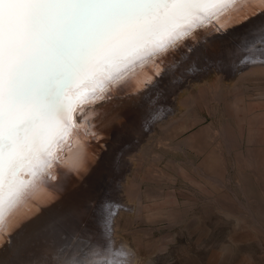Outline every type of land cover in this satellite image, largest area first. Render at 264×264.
<instances>
[{
  "label": "rangeland",
  "instance_id": "374dc122",
  "mask_svg": "<svg viewBox=\"0 0 264 264\" xmlns=\"http://www.w3.org/2000/svg\"><path fill=\"white\" fill-rule=\"evenodd\" d=\"M237 18L235 14L213 25L212 32L221 24L224 28L216 31L213 39H208L200 49L189 48L195 42L188 43L186 38L168 55L153 62L146 69L147 76L158 67L165 71L166 58H170L167 64L174 60L178 66L162 74L152 90L148 84L143 103L135 101L143 90L131 89L118 100L109 91L110 94L94 104H86L82 109L91 108L85 113L78 111L83 130L77 132L75 143L63 152L67 153L65 157L63 154V161L68 163L58 164L52 178L54 185L61 182L60 170L72 165L73 159H70L80 152L78 148L86 138L91 141L89 146L98 145L94 162L97 169L85 182L92 185V190L95 188L93 195L99 198L88 203L90 208L86 204L91 213L83 216L86 223L81 225L80 233L85 238L103 236L105 229L99 210L105 207L107 212L103 213L108 219L107 213L116 212L120 207L123 212L112 241L117 250L115 258L108 260L109 264H264V61L239 68V54L250 48L245 38H239V45L238 38L227 42L228 36L232 35L233 39L238 36L232 31ZM229 44L233 46L228 47ZM226 61L231 64L221 66ZM161 95L163 108L157 102ZM171 100L173 106L169 105ZM124 108L133 110V115L135 112L126 124L117 118L119 110ZM161 108L166 112L159 116ZM88 117L98 119V125L89 124ZM146 121L151 122L150 127L144 125ZM96 126L99 129H94ZM137 135L143 138L137 139ZM134 145L136 148H132ZM126 151L129 155H125ZM124 163L127 166L123 167ZM72 176L62 180V185L74 183L76 178ZM112 184L122 187L123 191L111 196ZM47 207L29 215L9 235L5 233L11 236V242L3 241L0 246V264L19 261V247L24 249L20 252L22 256L34 259L36 264H57L63 251L74 248L73 242L80 243L77 238L52 227L53 215H46ZM22 208L20 214L25 211ZM42 214L47 220L39 222L42 227L33 233ZM30 232L34 236L28 237ZM108 244L105 252H110ZM122 250L125 252L118 253Z\"/></svg>",
  "mask_w": 264,
  "mask_h": 264
},
{
  "label": "snow or ice",
  "instance_id": "6c2138e0",
  "mask_svg": "<svg viewBox=\"0 0 264 264\" xmlns=\"http://www.w3.org/2000/svg\"><path fill=\"white\" fill-rule=\"evenodd\" d=\"M246 6L241 24L264 14V0H0V239L11 242L15 210L68 163L77 99L94 104L137 64Z\"/></svg>",
  "mask_w": 264,
  "mask_h": 264
},
{
  "label": "bare ground",
  "instance_id": "6f19581e",
  "mask_svg": "<svg viewBox=\"0 0 264 264\" xmlns=\"http://www.w3.org/2000/svg\"><path fill=\"white\" fill-rule=\"evenodd\" d=\"M250 8L251 6H246V7H243V8H240L238 11H228V12H225L223 15H221L219 17V22L222 21V19L224 18H227L229 16H232V15H238V18H237V21L235 23V27L234 29H232V31H235L234 34H238V36L234 37V39L232 38V35L228 36L229 38H227V42L228 40H232L233 42H235V38L237 39L238 38V41H237V44L239 41V38H245L247 39V46L250 48L247 49L248 52H246L245 50H242L244 53L243 54H239V57L241 58V64L239 66V68L242 66H245V65H248V64H254V63H258V62H263L264 61V27H262L261 25H264V14L262 15H258V16H255V17H252L251 19H249L247 21V23H244V24H241L239 22L240 18H242L247 12L250 11ZM231 19V18H230ZM257 21V22H256ZM226 22V20H225ZM228 22V21H227ZM256 22V24H255ZM218 22L216 20H212V22H205V26L202 27V28H198L196 29L194 32L198 31V30H201L202 32H200V34H194V32L191 33L192 36H188L186 38H189L187 39L188 40V43H192V42H195L194 45L192 46H188L189 48H199L201 46H203V44H206L208 39L212 38L217 32V30L215 32H212L210 29L211 27H213V25H216ZM227 25V24H226ZM234 25V24H233ZM224 28V27H223ZM245 28H248L247 30H244V31H236L237 29L238 30H243ZM214 29V28H213ZM236 29V30H235ZM210 31V32H209ZM225 31V30H224ZM231 31V30H230ZM239 32H240V35H239ZM230 33V32H229ZM233 33V32H231ZM243 33V34H242ZM242 34V35H241ZM229 35V34H228ZM185 38V39H186ZM204 39V40H203ZM213 39V38H212ZM184 40V39H183ZM183 40L179 41L174 47L170 48L169 51L171 49H174L175 47H178V45L183 42ZM186 40V41H187ZM209 42V41H208ZM211 42V41H210ZM260 42L262 44H260ZM185 43V42H184ZM217 43H219V41H217ZM236 44V45H237ZM185 45V44H183ZM182 45V46H183ZM239 45V44H238ZM181 46V45H180ZM231 44L228 45V47H230ZM233 46V45H232ZM231 46V47H232ZM239 47V46H238ZM241 47V46H240ZM244 47V46H242ZM185 48V47H184ZM247 48V47H245ZM244 48V49H245ZM262 48V49H260ZM238 49V48H236ZM191 50V49H189ZM188 50V51H189ZM203 50V49H202ZM238 50H241L240 48ZM237 50V51H238ZM168 51V53H169ZM176 51V50H175ZM178 51V50H177ZM201 51V50H200ZM204 51V50H203ZM234 51V50H233ZM171 52V51H170ZM191 52V51H190ZM193 52V51H192ZM241 52V51H240ZM168 53H166L165 55H168ZM178 53V52H177ZM173 54V53H172ZM176 54V53H175ZM187 54V52H186ZM191 54V53H190ZM189 54V55H190ZM253 54V55H252ZM244 55V56H243ZM170 56V55H169ZM168 56V57H169ZM196 56V55H195ZM161 57H156L154 58L153 60L149 61L147 64L145 65H139L137 64L135 66V68L131 71H128L126 72L123 76H121L119 78V80L112 84L111 86L108 87V89L102 94L103 97L105 95H107L108 93L110 94L111 92H114V94L116 96H118L117 98L115 99H119L121 98L120 95H122L123 93L125 92H128L129 90L132 89V91H135V92H138V91H141L143 90V93L140 94L139 96H137L135 98V101L136 102H139V103H143L144 102V97H145V94L148 93V89L145 90L149 84L152 85L151 86V90L154 87V85L156 86V82L158 80L159 77L162 76V74L168 72L169 70H173V68H177L176 66H178L176 64V62L174 60L170 61L168 64L167 62L170 60V58H166L165 60V66L166 69L165 71H163L161 68H157V71H153L151 72V76H147V72H146V69L153 63V62H158V60L160 59ZM172 59V58H171ZM238 62V61H237ZM181 63V62H180ZM218 63V62H217ZM221 66H229L231 64L230 61H226V63L222 62L220 63ZM157 65V64H156ZM214 65V64H213ZM217 65V64H216ZM235 65V64H234ZM154 67V66H153ZM180 67V66H179ZM210 68L214 67V66H209ZM153 69V68H152ZM197 70L193 71V72H196ZM205 72V71H204ZM142 73V74H141ZM201 73H203L202 71L197 74V75H201ZM193 74V73H192ZM191 74V75H192ZM194 75V74H193ZM196 76V75H195ZM89 85L85 84L83 85V87H88ZM111 91V92H109ZM78 93V89H73L72 91H70L69 95H72V96H75L77 95ZM130 93V92H129ZM179 95V94H178ZM120 96V97H119ZM144 96V97H142ZM124 97V96H123ZM162 97L163 95L160 96V98L158 99V103H160L161 107L163 108V105L162 104ZM175 97V96H174ZM112 98V97H111ZM110 98V99H111ZM126 98V96H125ZM124 98V99H125ZM132 98V97H131ZM130 98H128V101H129ZM146 99V98H145ZM173 100V97L171 98ZM98 100V99H97ZM96 100V101H97ZM107 101L109 99H106ZM105 100V102H106ZM116 100V101H117ZM123 100V99H121ZM171 100V103L169 104L170 106H173L172 104V101ZM124 102V101H123ZM127 102V101H126ZM131 102V101H130ZM86 104L89 105V103H85L83 102V100H80V99H77L74 106H73V112H72V121L75 125H77V128L76 129H73V132L72 134L68 135L65 137V144H64V151H68V148L73 144L75 143V141L77 140V136H78V133L80 130L82 131L83 128L81 127V125H79V119L78 118V111L81 110ZM91 105V104H90ZM117 105V104H116ZM87 106V105H86ZM125 106V105H124ZM96 107V106H95ZM93 108V110H95L96 108H99V107H96V108ZM102 107V106H101ZM126 107V106H125ZM149 107V106H148ZM147 107V108H148ZM167 107V106H166ZM91 108V106H88L87 108L85 107V110H89ZM119 108V107H118ZM150 108V107H149ZM161 108V109H162ZM174 108V107H173ZM177 108V107H176ZM121 109V108H120ZM135 109V108H134ZM84 110V109H83ZM85 110L82 111V113L84 112L85 113ZM100 110V108L98 109ZM93 112V111H92ZM117 112V110H116ZM133 110L131 111V109H127V108H124L122 110H119V113H118V116L117 118L119 117V120H123L124 123H128V121H130V117L134 116L135 115V112H134V115L133 113ZM153 112V111H152ZM161 112V113H159ZM157 113V115L161 116V114L165 113L166 110L165 109H162V111H159ZM82 113H81V116H82ZM86 113H88L86 111ZM96 113V112H95ZM99 113V112H98ZM97 115V114H96ZM112 115V114H111ZM164 115V114H163ZM85 115H83L84 117ZM92 116H95V115H92ZM91 116V117H92ZM156 116V115H154ZM128 117V118H127ZM90 117L86 118V119H89ZM104 118V116H103ZM112 116L108 117L107 120L111 119ZM127 118V120H126ZM153 118V117H152ZM156 117H154V121L156 120L155 119ZM83 118H81L82 120ZM98 120V119H97ZM97 120H91L89 119V124H91L93 126V124H97L98 125V121ZM85 122V120H83ZM82 121V123H83ZM110 121V120H109ZM112 121V120H111ZM153 121V122H154ZM147 122V121H146ZM87 123V122H86ZM151 122H147L146 126L150 127ZM132 125V124H130ZM128 125V126H130ZM85 126V125H84ZM95 126V125H94ZM100 126V125H99ZM109 126V125H107ZM145 126V128H146ZM81 127V128H80ZM99 127L96 126L94 127V129H96ZM154 128V127H153ZM103 129V128H102ZM96 131V130H95ZM88 132V131H87ZM117 132V131H115ZM105 131L101 134L100 137H102V135H104ZM144 133V132H143ZM98 134V133H97ZM142 134V132L140 133ZM148 135V134H147ZM147 135H145L144 137H146ZM143 136V134H142ZM142 136H139L137 135L136 138H140ZM89 138V137H88ZM86 138L84 140V144H80L79 148H78V151L79 152L78 154L74 155L70 161L73 159V162L76 163V167L73 169V172L72 174H69L67 171H63L61 172L60 170V180L61 182L59 184H55L54 185V182L55 180L52 178L53 176V173H55L57 167H58V164L60 163H57V164H54V166L51 168V173H52V176L51 177H46L43 181H41L37 187V189L33 192V194L30 196V198L26 199L22 204H20V206L15 210V213L10 217L9 221H8V224L11 223L9 225V228L7 229L6 228V232L8 233L9 235V231H11L12 229H15L18 225H20L22 222L25 221V219L33 214L34 212L38 211L41 209V207L45 206V205H48L47 208H49V211L47 212V216L49 215H53L52 216V227L57 229H61L63 232L67 233L70 238H77V240L80 241V243H76L73 242L72 246H74V248L72 247V249H67L66 251H63V253L60 255V258L57 262V264H107L108 263V260H112L115 258V251L117 250L116 246L112 244V241H114V237L115 236V233L117 232L116 230V227H118V221H119V216L120 214L123 212L120 207H115L117 208V211L115 212L114 209H112L116 214H113L112 212L111 213H107V215H109V218L106 219L105 218V214L103 212H107V209L105 207H103L101 210H99V216H101L100 220L103 222L101 225L104 226V229L103 232V236L101 237H97L96 235L100 232L96 231L94 233L96 238L94 236H92V238H89L91 237V235L88 237V238H85L83 236H81V231H82V227L81 225H85L84 222L86 223V221L83 220V216H85L86 214L88 215V213L90 212L88 210V207L86 204H88L89 202H96L99 198V196H96L97 194H94L93 195V189L91 188V186L86 183V179L90 176L91 177V173L94 169H97V164L94 163L97 158H96V155L98 153L97 151V146L94 147V145H88L89 142L91 143V141H89V139ZM95 139V137H92V139ZM143 138V137H142ZM135 139V138H134ZM113 142V138L109 141V145H111ZM82 143V142H81ZM93 143V142H92ZM104 143V142H103ZM134 143H137L134 142ZM55 147H58V145H56ZM130 147V146H128ZM132 148H136V146L134 145ZM131 148V149H132ZM70 150V149H69ZM76 150V149H75ZM134 150V149H133ZM140 150V149H139ZM63 151V152H64ZM60 153L61 155V160L63 161L65 155L67 154H64V153ZM124 152V151H123ZM127 152V151H126ZM125 152V155L129 153ZM130 152V151H129ZM63 154H64V157H63ZM68 156V155H67ZM123 156V155H122ZM121 156V157H122ZM132 156V155H131ZM107 158V157H106ZM121 159V158H120ZM105 161V160H104ZM121 161V160H120ZM132 163V162H131ZM107 164V163H106ZM122 164V163H121ZM70 165V164H68ZM123 167L124 166H127V163H124L122 165ZM72 167V165L70 166ZM120 167V165H119ZM64 168H69V167H64ZM63 169V168H62ZM121 169V167H120ZM125 169L127 170V167H125ZM124 169V171H125ZM123 169H121L120 171L122 172ZM108 171V170H107ZM123 171V172H124ZM77 172H79V174H76ZM119 172V171H118ZM59 173V172H57ZM56 173V174H57ZM127 173V171H126ZM111 174V173H110ZM124 177L126 179H128V176L123 173ZM72 176L73 179L76 178V180L74 181V183H68V184H64V186L66 187L67 185V188H62L64 187L62 185V180H65V178H68V176ZM96 175V174H95ZM76 176H79V178L77 179ZM102 176V175H101ZM123 178V177H122ZM125 179V180H126ZM105 180V179H104ZM122 181V180H121ZM82 183H84V185L86 184L87 186L85 187ZM101 183V182H100ZM122 184V183H121ZM103 185V183H102ZM119 185V184H118ZM123 186V185H121ZM127 187V186H126ZM116 191L117 192H121L123 191L122 187L120 188L119 186L117 185H110V188H109V192H110V195L112 196H116ZM97 192V191H96ZM95 192V193H96ZM100 193V192H99ZM101 196V195H100ZM118 196V195H117ZM98 197V198H97ZM117 198V197H116ZM102 200V199H101ZM118 201V200H117ZM116 202V204H118L119 202ZM122 202V201H121ZM119 205V204H118ZM89 208L91 207V204H88ZM95 206V205H94ZM24 207L25 208V211L23 213H19ZM87 207V208H86ZM93 208V206H92ZM95 208V207H94ZM112 208V207H111ZM114 208V207H113ZM46 210V209H45ZM95 210V209H94ZM111 210V209H110ZM17 213H19L18 215H16ZM91 213V212H90ZM89 213V214H90ZM94 214V213H93ZM16 215V216H15ZM42 214L43 218L36 221L35 223V226L33 227V233L36 231V230H39L42 226H41V222L42 220H47V216ZM93 217V216H92ZM87 218V217H86ZM105 218V219H104ZM14 219V220H12ZM40 222V223H39ZM89 222V221H88ZM8 224H7V227H8ZM49 224V223H48ZM90 225V224H89ZM93 225V224H92ZM100 225V226H101ZM23 227V226H22ZM86 227V226H85ZM101 228V227H100ZM99 229V228H98ZM87 230V229H86ZM86 230H84L86 232ZM112 230V231H111ZM83 231V232H84ZM93 231V230H92ZM29 232V231H28ZM32 232H30L28 234V237H32L34 236L32 234ZM89 232V231H88ZM87 232V233H88ZM119 232V231H118ZM90 233V232H89ZM11 234V233H10ZM64 234V233H63ZM83 234V233H82ZM92 234V233H91ZM101 234V233H100ZM89 235V234H87ZM57 236V235H56ZM63 237V236H62ZM69 238V237H68ZM122 238V237H121ZM120 239V238H119ZM76 240V239H75ZM4 240L0 239V246L3 243ZM40 241V240H39ZM48 242V241H47ZM116 242V241H115ZM52 243V242H51ZM108 244L107 248L109 249L110 252L106 251L105 252V248H106V244ZM127 244V243H126ZM8 244H6L7 246ZM29 245V244H28ZM39 245V244H38ZM65 246V245H64ZM2 247V246H1ZM28 247V246H27ZM25 248V247H24ZM46 248V247H45ZM1 249V248H0ZM7 250V248H5ZM27 249V248H26ZM64 249V248H63ZM23 247L20 248L19 247V254L17 256V258L19 259V261H15L13 264H36L37 262H33L34 259H30L28 257H25V256H22V252ZM94 251V253L96 254H92V252ZM113 251V253H111ZM121 252H125V251H118V253H121ZM46 253V252H45ZM45 253H44V256H45ZM53 253H55L53 251ZM48 254V251L47 253ZM55 254H58V253H55ZM124 254V253H123ZM1 255V253H0ZM57 255V256H59ZM52 256V254H51ZM121 256V255H120ZM37 257V256H36ZM43 258V257H42ZM56 258V257H54ZM122 261L124 260L123 257H119ZM53 259V258H52ZM51 260V258H50ZM55 260V259H54ZM115 261V260H114ZM53 262V261H51ZM43 263V262H41ZM55 263V262H54ZM4 264H9V263H4ZM109 264V263H108ZM114 264H116L114 262Z\"/></svg>",
  "mask_w": 264,
  "mask_h": 264
}]
</instances>
